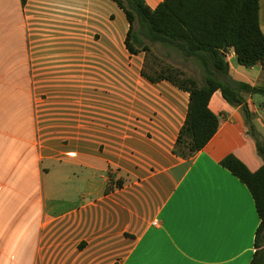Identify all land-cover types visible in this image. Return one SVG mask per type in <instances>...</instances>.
I'll list each match as a JSON object with an SVG mask.
<instances>
[{"label": "crops", "instance_id": "obj_1", "mask_svg": "<svg viewBox=\"0 0 264 264\" xmlns=\"http://www.w3.org/2000/svg\"><path fill=\"white\" fill-rule=\"evenodd\" d=\"M259 25L264 35V0ZM128 30L113 0H0V264L251 261L254 202L220 165L233 155L262 166L240 108L214 92L216 134L191 159L175 156L189 95L142 77ZM225 56L232 80L264 89V64ZM257 95L243 96L264 126Z\"/></svg>", "mask_w": 264, "mask_h": 264}, {"label": "trees", "instance_id": "obj_2", "mask_svg": "<svg viewBox=\"0 0 264 264\" xmlns=\"http://www.w3.org/2000/svg\"><path fill=\"white\" fill-rule=\"evenodd\" d=\"M124 12L129 23L125 46L131 55L143 52L146 57L150 43L170 44L185 57L195 59L204 72V82L180 70L164 66L162 70L141 75L152 83L167 81L187 92L189 103L186 117L173 146V154L189 160L202 150L216 134L218 116L209 109L214 92L233 107H239L247 130L251 114L243 95H261L264 89L232 80L224 49H232L238 65L249 68L264 64V35L259 25V0H164L154 10L143 0H113ZM26 0H21L24 5ZM264 106V103H263ZM262 166L251 172L233 155L220 165L237 178L249 191L259 218L254 235V253L249 264H264V143L253 135ZM121 187V183H117ZM113 188L108 186L105 193Z\"/></svg>", "mask_w": 264, "mask_h": 264}, {"label": "rangeland", "instance_id": "obj_3", "mask_svg": "<svg viewBox=\"0 0 264 264\" xmlns=\"http://www.w3.org/2000/svg\"><path fill=\"white\" fill-rule=\"evenodd\" d=\"M144 45L149 48V53L147 54L146 63L144 65V70L147 73L153 74V72L156 70H162L164 66H170L174 69L180 70L183 73H185L183 71L185 70L187 73L197 76L201 81L204 82V72L201 65L195 59L185 58L184 56H163V48L159 43H150L145 40ZM262 100L263 98L259 95L254 97V102L256 105H258V103ZM262 117L264 118V115ZM248 124L250 127H252V132L247 130V136L252 139L255 144L252 134L258 135L264 143V126L260 123V120L257 118V116H251Z\"/></svg>", "mask_w": 264, "mask_h": 264}, {"label": "water", "instance_id": "obj_4", "mask_svg": "<svg viewBox=\"0 0 264 264\" xmlns=\"http://www.w3.org/2000/svg\"><path fill=\"white\" fill-rule=\"evenodd\" d=\"M223 53H224V54L226 53V49L223 50Z\"/></svg>", "mask_w": 264, "mask_h": 264}]
</instances>
